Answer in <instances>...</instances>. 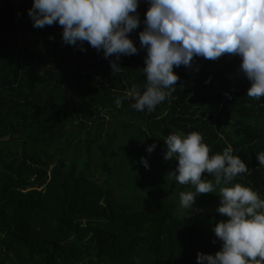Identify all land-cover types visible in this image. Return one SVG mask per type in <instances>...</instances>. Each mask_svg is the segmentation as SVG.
Here are the masks:
<instances>
[{
  "label": "trees",
  "instance_id": "1",
  "mask_svg": "<svg viewBox=\"0 0 264 264\" xmlns=\"http://www.w3.org/2000/svg\"><path fill=\"white\" fill-rule=\"evenodd\" d=\"M33 2L0 0V264H198L199 252L215 254L220 198L181 208L180 192L194 189L172 179L178 162L165 159L164 140L198 131L210 155L231 145L249 167L234 182L264 197V98L246 95L240 58L175 68L176 91L151 113L131 99L118 107L146 83L148 0L130 34L139 54L121 56L115 75V56L66 44L58 23L35 28Z\"/></svg>",
  "mask_w": 264,
  "mask_h": 264
},
{
  "label": "clouds",
  "instance_id": "2",
  "mask_svg": "<svg viewBox=\"0 0 264 264\" xmlns=\"http://www.w3.org/2000/svg\"><path fill=\"white\" fill-rule=\"evenodd\" d=\"M149 8L139 33L146 49L143 87L133 84L121 98L135 101L132 107L151 113L176 91L180 80L175 68H191L194 59L217 60L225 55L240 58L239 73L250 81L246 95L264 98V0H148ZM140 0H34L28 15L35 28L59 24L63 41L69 45L85 43L111 61L112 74L122 71L121 56L139 54L130 34L140 24ZM229 98H231L229 96ZM165 141V159L175 158L171 172L180 185L194 191L180 192V206L195 210L198 195L219 196L217 211L225 217L213 231L221 242L215 254L199 252L198 264H264V197L236 178L249 167L231 145L222 153L211 149L198 131L172 133ZM156 145H150L149 153ZM264 165V151L257 153ZM145 168L147 159L142 158ZM214 180L205 179L204 173ZM218 189V192H217ZM215 243V240L213 241Z\"/></svg>",
  "mask_w": 264,
  "mask_h": 264
}]
</instances>
